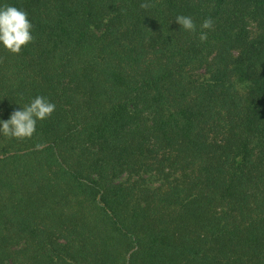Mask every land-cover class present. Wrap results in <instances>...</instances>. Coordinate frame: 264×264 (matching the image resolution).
Instances as JSON below:
<instances>
[{
  "label": "trees",
  "instance_id": "16d2710c",
  "mask_svg": "<svg viewBox=\"0 0 264 264\" xmlns=\"http://www.w3.org/2000/svg\"><path fill=\"white\" fill-rule=\"evenodd\" d=\"M0 2V118L56 105L0 135V264H264V0Z\"/></svg>",
  "mask_w": 264,
  "mask_h": 264
},
{
  "label": "clouds",
  "instance_id": "9594fccd",
  "mask_svg": "<svg viewBox=\"0 0 264 264\" xmlns=\"http://www.w3.org/2000/svg\"><path fill=\"white\" fill-rule=\"evenodd\" d=\"M175 22L185 31H196V24L191 16L179 14L175 17ZM212 27L213 20L205 18L200 25L201 41L207 40L206 30H211ZM33 40V24L29 14L14 4L0 2V48L18 54ZM55 109V103L48 97L36 95L22 108L15 109L8 119L0 118V135L16 139L32 138L38 121L49 118Z\"/></svg>",
  "mask_w": 264,
  "mask_h": 264
}]
</instances>
